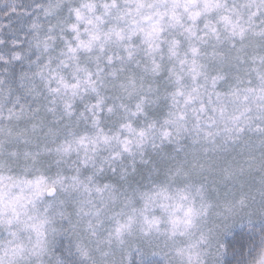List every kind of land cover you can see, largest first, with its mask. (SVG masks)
Segmentation results:
<instances>
[{
  "label": "snow or ice",
  "instance_id": "1",
  "mask_svg": "<svg viewBox=\"0 0 264 264\" xmlns=\"http://www.w3.org/2000/svg\"><path fill=\"white\" fill-rule=\"evenodd\" d=\"M0 264H264V0H3Z\"/></svg>",
  "mask_w": 264,
  "mask_h": 264
},
{
  "label": "clouds",
  "instance_id": "2",
  "mask_svg": "<svg viewBox=\"0 0 264 264\" xmlns=\"http://www.w3.org/2000/svg\"><path fill=\"white\" fill-rule=\"evenodd\" d=\"M0 3H3V0H0Z\"/></svg>",
  "mask_w": 264,
  "mask_h": 264
}]
</instances>
